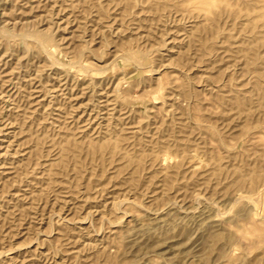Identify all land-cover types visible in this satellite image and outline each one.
<instances>
[{
  "label": "rangeland",
  "instance_id": "1",
  "mask_svg": "<svg viewBox=\"0 0 264 264\" xmlns=\"http://www.w3.org/2000/svg\"><path fill=\"white\" fill-rule=\"evenodd\" d=\"M0 264H264V0H0Z\"/></svg>",
  "mask_w": 264,
  "mask_h": 264
},
{
  "label": "bare ground",
  "instance_id": "2",
  "mask_svg": "<svg viewBox=\"0 0 264 264\" xmlns=\"http://www.w3.org/2000/svg\"><path fill=\"white\" fill-rule=\"evenodd\" d=\"M15 182V181H14Z\"/></svg>",
  "mask_w": 264,
  "mask_h": 264
}]
</instances>
